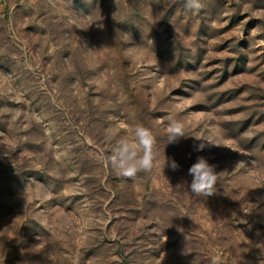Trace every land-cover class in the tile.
<instances>
[{"label":"rangeland","instance_id":"obj_1","mask_svg":"<svg viewBox=\"0 0 264 264\" xmlns=\"http://www.w3.org/2000/svg\"><path fill=\"white\" fill-rule=\"evenodd\" d=\"M202 4L0 0V264H264V0ZM136 124L178 170L100 162Z\"/></svg>","mask_w":264,"mask_h":264},{"label":"clouds","instance_id":"obj_2","mask_svg":"<svg viewBox=\"0 0 264 264\" xmlns=\"http://www.w3.org/2000/svg\"><path fill=\"white\" fill-rule=\"evenodd\" d=\"M185 8L198 11L203 7L202 0H184ZM194 138L193 148L202 152L206 148L220 146L215 141L199 136H190L184 124L178 119L168 116L166 127V141L168 144L178 143L182 138ZM111 167L117 176L135 178L139 173H151L154 169L163 167L173 171L180 165L175 159L166 156L161 162L157 149V138L152 130L142 124H136L131 129H126L116 142L110 156L103 157L100 161ZM188 174L192 177L189 188L196 196L210 197L216 192L218 173L215 165L211 164L204 156H199L191 165ZM210 264H222L219 255L211 257Z\"/></svg>","mask_w":264,"mask_h":264}]
</instances>
